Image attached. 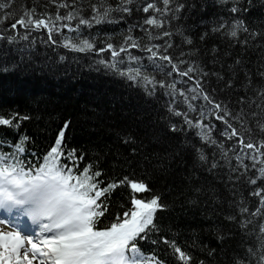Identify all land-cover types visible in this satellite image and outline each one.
Here are the masks:
<instances>
[{"label": "snow or ice", "instance_id": "6c2138e0", "mask_svg": "<svg viewBox=\"0 0 264 264\" xmlns=\"http://www.w3.org/2000/svg\"><path fill=\"white\" fill-rule=\"evenodd\" d=\"M12 3H0V45L26 41L17 48L22 52L35 48L39 39L48 47L92 56L95 64L131 82L147 97L155 98L158 92L168 97L167 116L161 119L172 133L185 137L174 154L190 149L193 169L202 168L230 185L232 210L223 214L228 228L211 226L221 247H209L197 237L193 247L208 257L197 264H218V254L226 259L223 245L236 235L233 226L241 236L237 247L244 251L233 253L231 264H264V28H253L244 18L255 6L253 0H214L229 15H213L198 24L187 21L195 18L194 11H205L208 0H48L43 7L55 6V11L38 14L34 5L22 6L19 15ZM121 22L127 27L106 34L99 47V31L96 36L91 31L83 35L97 25ZM201 26L194 38L191 32ZM116 35L119 42H113ZM211 37L226 45L223 51L216 43H204ZM197 38L204 52L194 46ZM257 50L253 73L245 54ZM65 59L59 56V61ZM0 70L8 71L9 66ZM29 118L18 112L0 114V126L19 133L21 122ZM69 123L64 122L42 157L30 154L34 160L25 155L30 139L26 134L20 133L15 142L0 139V264H166L155 252L142 250L144 240L168 245L178 264H192L193 253L175 239L158 235L162 226L156 223L157 212L168 207L161 196L137 198L135 193L150 189L127 176L105 184L99 179L104 172L99 161L89 160L81 168L85 152L64 143ZM123 139L136 143L131 136ZM131 151L137 153L136 148ZM193 178L195 172L189 182ZM241 182L248 186L247 196ZM120 185L132 190L130 207L106 219L109 198ZM192 191L190 203H199L205 192L214 203L222 202L215 188L193 185ZM212 212L206 215L211 218Z\"/></svg>", "mask_w": 264, "mask_h": 264}, {"label": "trees", "instance_id": "16d2710c", "mask_svg": "<svg viewBox=\"0 0 264 264\" xmlns=\"http://www.w3.org/2000/svg\"><path fill=\"white\" fill-rule=\"evenodd\" d=\"M3 2L5 0H0V3ZM47 3L48 0H14L12 8L17 15L22 6L31 8L34 5L38 14L55 11V6L44 8L43 5ZM253 3L255 6L244 18L251 27L264 28V0H253ZM213 15L229 14L222 10L221 5L214 3V0H208L205 11H194L195 18L189 19L187 24H198L200 19L207 20ZM126 27L124 22L97 25L86 30L83 35L87 36L88 31H91L96 36L99 31V47L107 38L106 34L119 33ZM202 30L203 26L198 27L191 35L196 38ZM64 31L67 32L66 29ZM32 35L39 37L40 34ZM176 39L179 40L178 37ZM119 40V35L113 37V42ZM204 43L208 47L216 43L221 51L226 46L217 37H211ZM26 44V41H20L18 45L9 46L7 42L0 45V68L9 66L8 71L0 70V114L18 112L30 117L21 122L19 133L0 126V139L15 142L20 133L26 134L30 139L25 145V155L34 160L35 157L30 154L35 152L42 157L54 145L64 122L70 121L65 131L64 143L67 148L85 152L81 168L89 160L99 161V168L104 170L99 179L105 184L127 176L130 181L145 182L150 189L135 193L137 198H151L155 194L161 196L162 202L168 207L157 212L156 223L162 226L158 235L175 239L183 250L193 253L195 259L192 264H197L199 259H208L205 253L193 247L197 237L200 243L219 250L221 245L215 239L211 226L221 224L225 229L228 228L223 214L232 210L228 204L232 199L228 190L230 185L226 186L202 168L193 169L190 149L179 155L174 154L185 137L180 132L172 133L167 127V121L161 119L167 116L165 103L168 97L159 92L155 98L147 97L140 88L130 86L131 82L107 71L103 65L95 64L92 56L85 57L84 54L54 45L48 47L40 43L39 39L35 48L17 51V48H23ZM194 46H198L201 52L205 51L198 38L195 39ZM258 51L245 54V59L251 61L248 67L253 69V73ZM238 52L237 47L233 55ZM60 55H65L66 59L59 61ZM21 56L24 57L23 61ZM13 63L16 64L14 68L10 67ZM208 67L213 66L208 64ZM226 96L227 93H220V97ZM188 135L195 139L192 133ZM125 136H131L136 143H125ZM133 148L137 149V153H132ZM79 154L78 151L77 155ZM193 172L197 178L189 182L188 177ZM193 185H203L205 189L215 188L222 202L214 203L205 192L199 196V203H190L194 196ZM241 189L247 196L248 186L241 182ZM131 195L129 185H120L113 190L106 219H112L114 214L122 213L130 207ZM205 200L208 201L207 205ZM213 208L215 212H212ZM209 212H212L211 218L206 215ZM232 230L236 235L224 242L226 259L220 258L218 254V264H231L233 253L243 255L244 250L237 247L241 240L240 233L234 226ZM140 245L146 254L155 252L166 264H178V258L168 245L162 242L154 245L149 240L140 241Z\"/></svg>", "mask_w": 264, "mask_h": 264}]
</instances>
